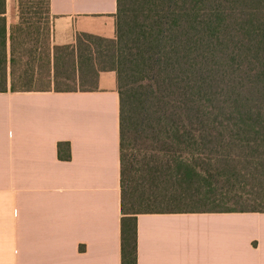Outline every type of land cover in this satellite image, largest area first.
<instances>
[{
  "label": "trees",
  "instance_id": "16d2710c",
  "mask_svg": "<svg viewBox=\"0 0 264 264\" xmlns=\"http://www.w3.org/2000/svg\"><path fill=\"white\" fill-rule=\"evenodd\" d=\"M117 5L115 40L58 46L50 0H18L10 30L0 0V92H93L117 73L121 264H138L139 215L264 213V0Z\"/></svg>",
  "mask_w": 264,
  "mask_h": 264
},
{
  "label": "crops",
  "instance_id": "0c3cea01",
  "mask_svg": "<svg viewBox=\"0 0 264 264\" xmlns=\"http://www.w3.org/2000/svg\"><path fill=\"white\" fill-rule=\"evenodd\" d=\"M50 1L55 45L116 39L117 0ZM121 219L117 73L93 92H0V264H121ZM137 228L138 264H264V213L142 214Z\"/></svg>",
  "mask_w": 264,
  "mask_h": 264
},
{
  "label": "rangeland",
  "instance_id": "374dc122",
  "mask_svg": "<svg viewBox=\"0 0 264 264\" xmlns=\"http://www.w3.org/2000/svg\"><path fill=\"white\" fill-rule=\"evenodd\" d=\"M11 3H16V8H17V13H18V22L16 24H13V25H17L20 21V15H19V7H18V0H11L10 1ZM6 4H7V1H6ZM6 20H7V17H6ZM11 25L10 28L13 26ZM7 27H8V20H7ZM10 28H8V30H10ZM52 29H53V23H52ZM8 49H9V42H8Z\"/></svg>",
  "mask_w": 264,
  "mask_h": 264
},
{
  "label": "built area",
  "instance_id": "2783aa9c",
  "mask_svg": "<svg viewBox=\"0 0 264 264\" xmlns=\"http://www.w3.org/2000/svg\"><path fill=\"white\" fill-rule=\"evenodd\" d=\"M6 1H8V0H6Z\"/></svg>",
  "mask_w": 264,
  "mask_h": 264
}]
</instances>
